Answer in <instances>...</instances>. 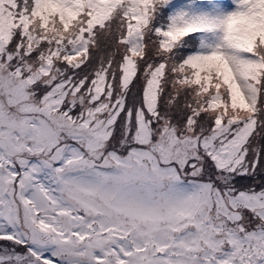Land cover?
<instances>
[{
    "label": "snow or ice",
    "instance_id": "obj_1",
    "mask_svg": "<svg viewBox=\"0 0 264 264\" xmlns=\"http://www.w3.org/2000/svg\"><path fill=\"white\" fill-rule=\"evenodd\" d=\"M264 0H0V264H264Z\"/></svg>",
    "mask_w": 264,
    "mask_h": 264
},
{
    "label": "rangeland",
    "instance_id": "obj_2",
    "mask_svg": "<svg viewBox=\"0 0 264 264\" xmlns=\"http://www.w3.org/2000/svg\"><path fill=\"white\" fill-rule=\"evenodd\" d=\"M262 179H264V177H258L255 181H246L245 184L256 183L259 185Z\"/></svg>",
    "mask_w": 264,
    "mask_h": 264
}]
</instances>
